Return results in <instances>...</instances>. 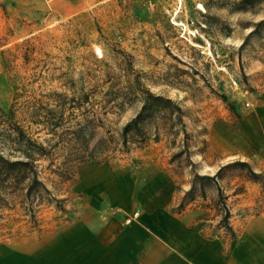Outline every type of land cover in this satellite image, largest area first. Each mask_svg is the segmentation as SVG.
Masks as SVG:
<instances>
[{
  "label": "rangeland",
  "instance_id": "1",
  "mask_svg": "<svg viewBox=\"0 0 264 264\" xmlns=\"http://www.w3.org/2000/svg\"><path fill=\"white\" fill-rule=\"evenodd\" d=\"M19 1L0 0V130L19 121L54 152L36 162L48 194L26 199L15 193L0 210V264H30L27 252L70 227L77 185L89 166L165 165L185 194L195 174L212 176L242 161L227 155V143L231 149L239 144L234 140L244 135L247 114L264 100V34L248 38L264 18V4L239 11L240 0H88L78 16L67 17L55 10L56 0L42 7ZM141 88L178 102L186 132L179 121L173 127L159 123L157 136L130 142L128 151L120 133L141 108ZM81 91L89 102L70 108L68 98ZM61 95L67 96L66 126L76 127L97 108L100 134L110 141L99 162L74 163L69 180L58 170L68 149L30 117L36 107H57ZM0 147L6 155L12 150L7 142ZM249 155L248 167H227L217 181L238 233L264 226V151L254 146ZM217 199V186L206 184L197 187L191 207L205 210L211 230L225 233V205Z\"/></svg>",
  "mask_w": 264,
  "mask_h": 264
},
{
  "label": "crops",
  "instance_id": "2",
  "mask_svg": "<svg viewBox=\"0 0 264 264\" xmlns=\"http://www.w3.org/2000/svg\"><path fill=\"white\" fill-rule=\"evenodd\" d=\"M47 2L36 0L41 7ZM86 3L56 0L54 8L75 17ZM244 126V135L234 140L239 144L231 149L227 143V155L242 161L250 158L251 147L264 151V100L249 111ZM77 186L70 227L27 252L30 264H264V226L233 229L232 238L211 230L206 211L192 203L175 211L184 193L165 165L137 170L95 164L82 171ZM135 212L139 216L127 223Z\"/></svg>",
  "mask_w": 264,
  "mask_h": 264
},
{
  "label": "trees",
  "instance_id": "3",
  "mask_svg": "<svg viewBox=\"0 0 264 264\" xmlns=\"http://www.w3.org/2000/svg\"><path fill=\"white\" fill-rule=\"evenodd\" d=\"M260 4H264V0H240L236 4V10L246 11ZM259 34H264V18L254 25L248 38ZM246 40L242 43L241 49L247 44ZM141 94L142 105L139 112L123 126L120 133L121 143L128 151L130 142L142 144L152 136H157L159 123L168 124L171 122L170 126L173 127L176 121H179L182 131L186 132L183 120L184 111L178 102L170 97L155 94L146 88H141ZM68 99L72 109H81L89 102L88 93L85 91ZM66 100L67 96L61 95L57 107H36L30 117L33 118L34 124H42L45 129L50 131L53 138H58L57 142L61 143L62 147L68 149V153L62 161L64 169L58 170H60L59 175L69 180L72 178L71 167L74 163L99 162L100 154L109 149L110 141L106 136L100 134L103 123L97 108L92 111V116L83 115L82 119L77 121L76 127L66 126L65 112L68 110ZM156 123H158V128H154L155 133L153 134L150 127H154ZM9 129V131L0 130V136L7 132V136H4L0 143L7 142L12 148L11 152L6 155L0 147V210L8 207L10 198L15 193H22L26 199L37 197L38 194H48L46 185L40 179L36 162L41 159H50L54 152L51 149L52 146L45 145L29 135L19 121H13ZM46 140L51 141L50 139ZM91 142L94 144L91 145ZM184 152L185 150L176 156L180 157ZM17 153L19 156L16 155ZM236 166L245 168L249 164L245 161H236L221 167L213 176L195 174L190 189L183 195L175 211H184L195 200L197 187L204 188L206 184L217 186V201L224 206L225 197L217 181L225 168ZM253 176L257 177L258 175L254 174ZM201 195L204 197L205 193L201 192ZM224 209L225 213L220 224L232 238H235L236 232L229 222L230 212L226 205Z\"/></svg>",
  "mask_w": 264,
  "mask_h": 264
},
{
  "label": "built area",
  "instance_id": "4",
  "mask_svg": "<svg viewBox=\"0 0 264 264\" xmlns=\"http://www.w3.org/2000/svg\"><path fill=\"white\" fill-rule=\"evenodd\" d=\"M139 216V212L133 213V215L127 220V223H130L133 218H137Z\"/></svg>",
  "mask_w": 264,
  "mask_h": 264
},
{
  "label": "bare ground",
  "instance_id": "5",
  "mask_svg": "<svg viewBox=\"0 0 264 264\" xmlns=\"http://www.w3.org/2000/svg\"><path fill=\"white\" fill-rule=\"evenodd\" d=\"M201 7L204 8L202 5H201ZM97 52H98L99 55H102V51H101L100 48L97 50ZM105 184H106V183H105Z\"/></svg>",
  "mask_w": 264,
  "mask_h": 264
}]
</instances>
